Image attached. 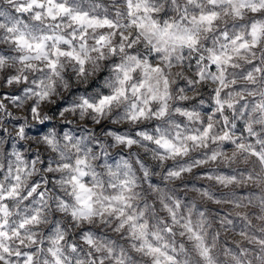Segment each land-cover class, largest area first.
I'll list each match as a JSON object with an SVG mask.
<instances>
[{
	"label": "clouds",
	"instance_id": "1",
	"mask_svg": "<svg viewBox=\"0 0 264 264\" xmlns=\"http://www.w3.org/2000/svg\"><path fill=\"white\" fill-rule=\"evenodd\" d=\"M0 264H264V0H0Z\"/></svg>",
	"mask_w": 264,
	"mask_h": 264
}]
</instances>
